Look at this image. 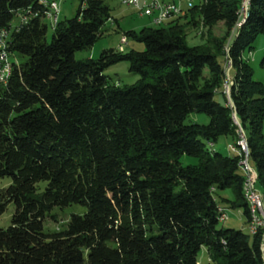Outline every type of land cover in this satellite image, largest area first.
Segmentation results:
<instances>
[{"label":"trees","instance_id":"trees-1","mask_svg":"<svg viewBox=\"0 0 264 264\" xmlns=\"http://www.w3.org/2000/svg\"><path fill=\"white\" fill-rule=\"evenodd\" d=\"M43 1L0 0L11 65L0 81V177L11 179L0 189V216L14 206L0 229V264H198L202 248L207 264H263L261 233L218 227L224 208L215 192L232 191L229 205L246 224L250 208L241 157L208 145L230 137L238 147L242 134L264 195V84L243 58L264 36V0H249L244 15L242 0H200L185 10L207 25L223 22L227 36L215 51L189 45L178 15L125 32L142 51L79 60L75 52L111 19L109 6L82 0L47 41ZM120 61L140 76L136 83L109 82L105 69ZM191 112L209 123L185 125ZM182 156L197 164L182 166ZM71 205L86 212L45 233V219L56 221L51 211Z\"/></svg>","mask_w":264,"mask_h":264},{"label":"rangeland","instance_id":"rangeland-1","mask_svg":"<svg viewBox=\"0 0 264 264\" xmlns=\"http://www.w3.org/2000/svg\"><path fill=\"white\" fill-rule=\"evenodd\" d=\"M47 1V0H46ZM110 9L111 19L107 21L104 25L101 36L96 40V42L88 49L76 51L74 54L75 59H96L99 57L103 50L115 49L118 50L120 45V37L125 32L134 30L139 32L143 28H155L164 25L167 20H163L159 23L154 22V16H147L141 14L133 7L123 4L120 0H103ZM163 2H174L181 5L185 10L187 1L191 4L197 5L200 0H159ZM48 2V1H47ZM82 0H53V6L55 9L58 8V18L60 20H66L71 18L78 7L80 6ZM246 0H242V8L240 10L241 15L245 13L244 4ZM189 3H187L188 5ZM248 5V4H247ZM246 6V5H245ZM53 7V8H54ZM53 11V10H52ZM185 13L181 14L179 23H182L183 29L186 34V41L189 45H201L210 51H215L216 46H218L224 38L227 36V30L223 22L219 21L210 25L205 24L196 14L193 16H184ZM17 17L13 18L12 25L17 24ZM43 22L47 25L46 39L50 41L52 36V28H50V22L48 18H44ZM127 37V36H126ZM253 47L251 51L245 49L243 52V58L246 59L252 68V77L256 81H260L264 84V71L260 67V60L263 55L264 49V36L258 35L253 42ZM142 51L144 49V44L137 42L129 37H127V44L124 45L123 51L129 50ZM10 60V58H9ZM229 65L226 64V70L228 72ZM104 74L107 76L109 82L119 85L121 87L131 85L136 83L140 76L136 73L129 71V63L127 61H120L113 65H110L105 69ZM228 81V77H227ZM228 93V91H226ZM220 100V97L217 96ZM209 123V118L204 114H199V112H191L185 120L184 124H199L207 125ZM240 132V131H239ZM242 132V131H241ZM240 132V133H241ZM241 136V134L239 135ZM232 144L230 137H220L217 142L213 145H208V148L213 152L221 153L225 156H231L232 153L229 151V146ZM251 168L254 170V164L249 162ZM180 164L182 166L196 165L197 159L182 156L180 159ZM10 178L0 177V189L6 188L10 185ZM45 183H40L39 186L43 188ZM256 189L262 194V188L258 183H256ZM217 203L225 209L227 219L224 223H219L218 227L223 229H232L236 231H242L244 234H249L246 220L243 217L241 208H231L229 203L234 201V195L231 190L217 191L214 195ZM227 201V202H226ZM14 212V206L10 204L7 207L5 213L0 216V229H6L10 225L11 217ZM86 209L80 205H71L65 208H54L50 215L55 217L56 221L47 217L43 223V228L45 233L56 232L58 229L62 228L71 217V215H84ZM198 264H207L208 257L206 249L202 248L197 257Z\"/></svg>","mask_w":264,"mask_h":264},{"label":"built area","instance_id":"built-area-1","mask_svg":"<svg viewBox=\"0 0 264 264\" xmlns=\"http://www.w3.org/2000/svg\"><path fill=\"white\" fill-rule=\"evenodd\" d=\"M120 2L133 7L141 14L147 16H154V22L156 23L168 19V11H175V16L183 14L187 9V3H191L190 1H187L186 9L184 10L179 4H176L174 2H163L159 0H120ZM49 5H53V0H48V11H49ZM58 21L59 19L56 18V25ZM6 36H7V31L4 30L0 31V79L3 80L7 79L11 70L9 57L5 51ZM126 44H127V37L124 36V34H122L120 37V45L118 47V51H123L124 45ZM227 87L228 85L225 86V91H227ZM241 150H245L243 144ZM240 168L243 175L250 184L249 196L252 198V207H255L256 209L255 225L247 224L248 232L250 235H257L258 233H261V236H264V202L262 199V195L256 189L252 180V176L250 175V172L247 170V163L245 161V158H241ZM260 244H261V254L264 264V243H260Z\"/></svg>","mask_w":264,"mask_h":264},{"label":"bare ground","instance_id":"bare-ground-1","mask_svg":"<svg viewBox=\"0 0 264 264\" xmlns=\"http://www.w3.org/2000/svg\"><path fill=\"white\" fill-rule=\"evenodd\" d=\"M47 1L44 0L43 4L48 9V2ZM245 5H247V4L246 3L244 4V9H245ZM53 7H54L53 5H49V11L47 12V18L49 19L50 28H52V29H54L55 26H56V18L59 19L58 18L59 10H58V8L55 9V7L54 8ZM190 7H192L191 3H189L187 5V8H190ZM174 16H175V11H168V18H171V17H174ZM0 81L4 82L5 80L0 79ZM240 139L241 140H239V142L237 143L238 147L232 145L231 151L235 155H238L241 158H245V161L247 163V170L250 172V175L252 176L251 166L249 165L250 163H249V156H248V151H247L246 140H245V138L243 137L242 134L240 136ZM242 144L245 147V150H241L242 149ZM252 180H253V183H254L253 177H252ZM254 185H255V183H254ZM249 194H250V184H249L248 180L246 179V182H245V185H244V198H245V200L248 203L249 208H250V219H249L248 225H255L256 209H255V207H252V198L249 196ZM262 199H263V196H262ZM263 202H264V199H263ZM221 212L222 213H221V216L219 218V222L220 223H224L226 221V219H227L226 211H225V209H222Z\"/></svg>","mask_w":264,"mask_h":264},{"label":"water","instance_id":"water-1","mask_svg":"<svg viewBox=\"0 0 264 264\" xmlns=\"http://www.w3.org/2000/svg\"><path fill=\"white\" fill-rule=\"evenodd\" d=\"M248 1L249 0H246V4H248ZM245 11H247V6H246V8H245ZM228 93H229V90H228ZM233 119H234V122L236 123V124H238V120H237V118H236V115L235 114H233Z\"/></svg>","mask_w":264,"mask_h":264},{"label":"crops","instance_id":"crops-1","mask_svg":"<svg viewBox=\"0 0 264 264\" xmlns=\"http://www.w3.org/2000/svg\"><path fill=\"white\" fill-rule=\"evenodd\" d=\"M228 149H229V151L232 153V151H231V149H232V148H231V145L229 146V148H228ZM247 224H248V223H247Z\"/></svg>","mask_w":264,"mask_h":264}]
</instances>
